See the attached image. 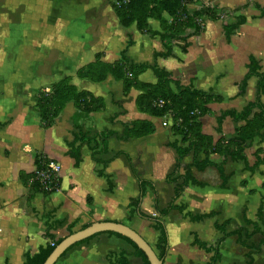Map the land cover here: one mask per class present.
<instances>
[{"label":"crops","instance_id":"crops-1","mask_svg":"<svg viewBox=\"0 0 264 264\" xmlns=\"http://www.w3.org/2000/svg\"><path fill=\"white\" fill-rule=\"evenodd\" d=\"M114 1L0 0V123L9 120L0 127V264H23L50 243L47 232L61 240L96 221L129 226L157 254L159 232L136 215L128 218L127 206L138 196L140 180L148 181L140 202L143 211L154 214L172 202L175 206L162 218L167 239L162 264H205L211 254L195 241L211 245L223 235L215 264H264V236L252 233V226L245 223L256 221L264 210V132L245 143L246 163L209 153L213 166L191 168L199 184L188 183L176 197L182 180L168 182L166 177L173 180L182 175L192 154L173 173L177 155L169 145L185 147L187 142L161 125L171 119L139 112L135 100L141 91L124 92L122 82L110 75L102 82L76 76L84 65L96 59L113 63L125 51L132 63L169 72L177 82L169 84L173 92L178 85L211 93L216 100L206 105L200 133L213 143L233 138L244 122L225 113L240 111L258 96L253 76L239 93L250 66L256 64L264 75V0H189L185 5L189 13L207 7L215 14L197 20V32L182 28V38L167 40L168 57L158 56L167 52L159 20L149 17L146 31H139L135 23L124 27L113 9ZM162 17L171 27L173 16L163 12ZM64 78L104 102L100 112L78 119L84 130L121 135L122 123L147 120L154 126L153 133L127 141L110 137L106 151L95 156L97 163L90 146L82 145L80 161L75 163L67 146L76 132L73 102L66 103L48 128L41 125L35 109L37 93ZM138 79L144 84L157 82L151 68ZM259 99L264 104V93ZM205 155L201 150L197 157L202 160ZM256 156L262 164L250 170ZM39 157L61 165L57 188L47 194L33 190L30 183ZM216 165L222 167L221 176ZM102 169L111 190L107 180L96 174ZM209 213L213 215L199 219ZM215 224L222 225L223 231ZM75 245L56 263L115 264L123 257L125 264H142L134 247L116 233H97Z\"/></svg>","mask_w":264,"mask_h":264},{"label":"trees","instance_id":"trees-1","mask_svg":"<svg viewBox=\"0 0 264 264\" xmlns=\"http://www.w3.org/2000/svg\"><path fill=\"white\" fill-rule=\"evenodd\" d=\"M118 4L113 3V9L118 17L121 25L128 27L135 23L139 31L147 30V19L153 17L159 20L162 27L165 29V34H160V39L164 42L167 52L159 53L160 57H168L171 54V44L167 45V40H177L178 37H183L179 31L184 28L191 29L194 32L198 31L197 20L203 19L209 15H214L215 10L211 8H202L196 12L189 13L185 5L189 0H117ZM264 11V8H263ZM167 12L173 16V23L171 27H166V22L162 17V13ZM147 68H151L157 82L155 84H144L140 82L138 76ZM110 75L114 80L121 81L123 91L128 92L130 88L138 89L141 93L135 100V106L139 112L149 114L154 117H163L169 114L171 119V131L174 135L181 136L184 142H187L185 147H179L175 143L169 145L176 155V162L174 172H177L181 160L188 154H192V162L183 167V174L171 180L168 175L166 180L168 182H175L178 179L182 180L178 190L175 193L177 197L181 194L183 188L188 184L197 183L192 175L191 168L197 170H204L207 167L213 166L209 161V153H221L224 158H229L232 161L247 162L244 154V145L247 141L252 140L255 136H262L264 132V104L260 101L259 95L264 93V75L258 71L256 64L248 69L246 77L240 84L239 93H243L245 89V82L249 77H256L258 96L247 103L240 111H228L225 113L234 121L244 122V125L237 129L236 135L228 140L219 139L212 142L205 138L200 133V120L207 111L206 105L216 100L211 93L201 90H196L191 87H179L177 84V91L173 92L169 88L170 82H175L171 75L166 70L160 69L157 66H148L146 64L132 63L125 56V51H122L120 58L113 63H105L98 59L84 65L76 71V76L79 78H86L92 82H102ZM158 99L165 100L162 106L155 105ZM73 102L76 112L73 115V124L76 132L72 139L67 142L69 148L68 154L74 159L75 163L80 161V146H90L91 158L97 163V154H102L107 149V140L114 136L118 140L127 141L130 139L142 138L153 133L154 126L147 120H133L122 123L121 135L110 131H90L84 130L83 126L77 121L80 118L87 117L91 113L100 112L104 108V102L100 97H96L88 91H79L69 83V78H64L52 84L48 91H40L36 95L35 109L39 114L40 123L44 128L51 126L53 120L62 111L66 103ZM197 110V113L194 111ZM114 122V118H110ZM9 120L0 123V127L6 125ZM203 150L206 152L204 159H198V153ZM44 158L36 159V168H40ZM262 164V159L256 156L254 165L250 170ZM220 176L222 175L221 165H216ZM99 177H104L107 180L108 189L111 190V182L108 176L102 170H96ZM31 176L33 175L30 174ZM30 176V177H31ZM148 181L140 180V191L136 198L130 199L128 203V218L136 215L140 219L149 221L150 228L159 232V237L155 249L157 257L160 260L166 255V231L162 218L172 211L175 206L173 202L168 207L162 210H156V213L150 214L140 208V202L143 194V185ZM33 190H38V184H31ZM47 194V193H46ZM175 197V198H176ZM213 213L202 215L199 219L211 217ZM196 219V218H192ZM198 219V218H197ZM246 225L252 226V233L259 232L264 236V210H260L256 221H245ZM259 224V225H258ZM88 225V224H87ZM85 225V226H87ZM84 226V227H85ZM218 231H223V226L215 224ZM249 235V234H248ZM46 236L50 239V243L44 247H40L38 253L33 256H28L23 264H42L45 258L50 254L53 248L62 240H54L52 234L47 232ZM223 237L217 239L213 244L196 240L195 243L205 252L210 253L211 257L205 264H215L220 259L218 246L223 240ZM124 238L130 243L135 250V254L141 258L142 264H149L144 253L139 250L129 239ZM87 240V239H86ZM86 240L81 241V243ZM80 244L77 243L76 245ZM75 245V246H76ZM264 246V241L261 246ZM260 248L256 249V251ZM68 251V250H67ZM66 251V252H67ZM65 252V253H66ZM64 253V254H65ZM63 254V255H64ZM62 255V256H63ZM61 256V257H62ZM125 258L118 257L115 264H125ZM57 264V263H54Z\"/></svg>","mask_w":264,"mask_h":264},{"label":"water","instance_id":"water-1","mask_svg":"<svg viewBox=\"0 0 264 264\" xmlns=\"http://www.w3.org/2000/svg\"><path fill=\"white\" fill-rule=\"evenodd\" d=\"M101 232H112L129 239L139 250H141L149 264H162L153 248L129 226L115 221H96L90 223L83 229L73 232L63 238L45 258L42 264H54L57 260L75 244L92 237Z\"/></svg>","mask_w":264,"mask_h":264},{"label":"built area","instance_id":"built-area-1","mask_svg":"<svg viewBox=\"0 0 264 264\" xmlns=\"http://www.w3.org/2000/svg\"><path fill=\"white\" fill-rule=\"evenodd\" d=\"M114 3L118 4V1L115 0ZM154 104L162 106L165 104V100L158 99ZM194 113H197V110H195ZM166 116L170 118L169 114H166ZM161 125L171 127V122L168 123L167 121L163 120ZM60 171L61 165L59 162L53 159L44 158L40 168H36L33 172V175L30 177V183H36L38 184L40 191L44 193H50L57 188V179Z\"/></svg>","mask_w":264,"mask_h":264}]
</instances>
